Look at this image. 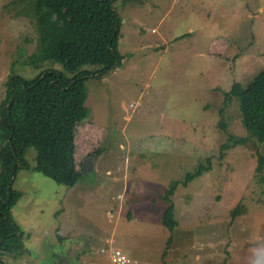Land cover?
Here are the masks:
<instances>
[{"label": "rangeland", "instance_id": "1", "mask_svg": "<svg viewBox=\"0 0 264 264\" xmlns=\"http://www.w3.org/2000/svg\"><path fill=\"white\" fill-rule=\"evenodd\" d=\"M114 6L124 61L84 83L91 117L72 137L80 180L56 185L27 152L11 211L24 248L2 249L0 261L111 264L101 250L114 244L133 264H264V136L248 133L240 100L229 95L264 72V0ZM40 42L28 0H0V103L11 75L75 76ZM202 166L204 175L184 185ZM177 183L170 233L162 196Z\"/></svg>", "mask_w": 264, "mask_h": 264}, {"label": "trees", "instance_id": "2", "mask_svg": "<svg viewBox=\"0 0 264 264\" xmlns=\"http://www.w3.org/2000/svg\"><path fill=\"white\" fill-rule=\"evenodd\" d=\"M115 1L28 0L36 14L44 54L62 61L75 76L70 78L50 69L34 80L11 75L6 83L0 103V251L24 248V234L11 211L20 197L16 189L18 173L30 168L26 162L30 149L36 153L34 170L56 185L73 189L80 180L73 165L72 137L74 130L91 117L83 104L84 83L115 71L124 61L119 50L122 27ZM91 64L99 67L97 72L84 70ZM229 93L240 100L248 133L264 136V72L244 89L234 84ZM263 161L260 156L259 172ZM207 169L202 166L196 173L188 174L183 184L188 185ZM178 185L171 186L162 196L167 206L162 221L170 233L177 228L172 197ZM171 241L170 238L168 245Z\"/></svg>", "mask_w": 264, "mask_h": 264}, {"label": "built area", "instance_id": "3", "mask_svg": "<svg viewBox=\"0 0 264 264\" xmlns=\"http://www.w3.org/2000/svg\"><path fill=\"white\" fill-rule=\"evenodd\" d=\"M101 253L109 256L111 264H133L131 256L114 244L102 248Z\"/></svg>", "mask_w": 264, "mask_h": 264}, {"label": "crops", "instance_id": "4", "mask_svg": "<svg viewBox=\"0 0 264 264\" xmlns=\"http://www.w3.org/2000/svg\"><path fill=\"white\" fill-rule=\"evenodd\" d=\"M164 213V212H163ZM163 216V215H162ZM177 221V220H176ZM177 227H178V222H177ZM177 229V228H176ZM175 231V230H174ZM107 257H109V256H107Z\"/></svg>", "mask_w": 264, "mask_h": 264}]
</instances>
